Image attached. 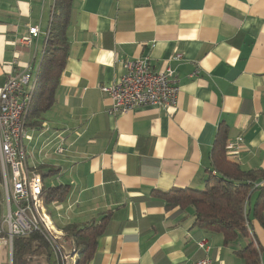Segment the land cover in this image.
Instances as JSON below:
<instances>
[{"label":"crops","instance_id":"0c3cea01","mask_svg":"<svg viewBox=\"0 0 264 264\" xmlns=\"http://www.w3.org/2000/svg\"><path fill=\"white\" fill-rule=\"evenodd\" d=\"M55 1L0 0V86L32 66L34 97ZM33 25L40 36L23 42ZM66 37L54 104L29 120L25 141L29 162L71 188L51 206L57 229L111 214L89 264H194L206 255L247 264L239 251L250 238L225 245L195 226L193 207L167 208L161 192L205 187L220 132L228 142L243 137L227 150L242 168L264 169V0H72ZM146 56L176 69V107L109 115L102 86L126 72L127 59ZM249 231L264 264V225L253 218Z\"/></svg>","mask_w":264,"mask_h":264},{"label":"trees","instance_id":"16d2710c","mask_svg":"<svg viewBox=\"0 0 264 264\" xmlns=\"http://www.w3.org/2000/svg\"><path fill=\"white\" fill-rule=\"evenodd\" d=\"M71 5L72 0L55 1L41 63L42 72L27 115V123L32 118H40L42 113L54 104L56 90L68 56L66 30ZM227 142V133L220 132L211 152L210 168L204 188H177L161 192V196L167 208L193 207L195 226L208 232L222 234L225 245L239 239L250 238L239 254L244 257L247 264H262V247L256 238L250 237L249 230L253 218L259 219L264 225V169L242 168L239 162L228 154ZM51 172L53 171L49 173ZM70 191V186L64 184L45 189V201L52 217L50 205L65 201ZM254 194L257 195L252 202ZM110 217L111 214L107 213L98 220L82 225L67 223L59 228L63 231V236L53 241L40 231L28 236L15 237L13 264H33V256L38 255L45 256L46 264H67L66 248L74 250V264H89L97 250L98 238L104 233Z\"/></svg>","mask_w":264,"mask_h":264},{"label":"built area","instance_id":"2783aa9c","mask_svg":"<svg viewBox=\"0 0 264 264\" xmlns=\"http://www.w3.org/2000/svg\"><path fill=\"white\" fill-rule=\"evenodd\" d=\"M40 34L39 25L30 26L22 41L32 43ZM180 57L181 54L177 53L172 59ZM125 67L126 72L121 77L112 84L102 86L103 92L112 98V104L107 109L109 115H120L145 106L176 107L179 77L170 63L158 69L146 56L127 59ZM32 70L30 66L11 75L0 86V187L3 196L0 248L5 249L9 264L14 263L15 237L28 236L35 231L44 233L52 241L62 236L53 233L56 226L45 201V177L37 165L29 162L25 143L27 138H31L27 130V115L33 101V92L28 88L33 79ZM198 73L199 70L194 72ZM57 135L61 142L64 141L62 133ZM242 142L243 137L239 136L227 143V150L236 152ZM55 150L63 153L64 147L60 143ZM199 245L209 250L206 240ZM194 264H215V261L206 255Z\"/></svg>","mask_w":264,"mask_h":264},{"label":"rangeland","instance_id":"374dc122","mask_svg":"<svg viewBox=\"0 0 264 264\" xmlns=\"http://www.w3.org/2000/svg\"><path fill=\"white\" fill-rule=\"evenodd\" d=\"M45 170H42V173L43 174H47V169L44 168ZM45 177V185H46V188H49L51 186H53L51 184V180L48 179L49 176H44ZM1 185V184H0ZM2 191H1V187H0V215H1V210H2ZM1 217V216H0ZM53 233L55 235H62L63 236V232L62 230L60 229H57L56 227V231H53ZM74 250H70V249H67L65 250V253H67V257H66V261H67V264H74L75 262V259H74V254H73ZM0 264H9V261H8V256H7V253L5 251L4 248H0ZM33 264H46V259H45V256L43 255H38V256H33Z\"/></svg>","mask_w":264,"mask_h":264}]
</instances>
